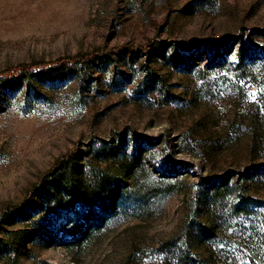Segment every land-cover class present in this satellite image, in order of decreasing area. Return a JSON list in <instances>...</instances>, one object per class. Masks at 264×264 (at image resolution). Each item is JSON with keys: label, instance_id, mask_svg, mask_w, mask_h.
<instances>
[{"label": "rangeland", "instance_id": "rangeland-1", "mask_svg": "<svg viewBox=\"0 0 264 264\" xmlns=\"http://www.w3.org/2000/svg\"><path fill=\"white\" fill-rule=\"evenodd\" d=\"M0 264H264V0H0Z\"/></svg>", "mask_w": 264, "mask_h": 264}, {"label": "trees", "instance_id": "trees-1", "mask_svg": "<svg viewBox=\"0 0 264 264\" xmlns=\"http://www.w3.org/2000/svg\"><path fill=\"white\" fill-rule=\"evenodd\" d=\"M227 44V43H225ZM230 45V44H229ZM226 46V45H225ZM225 46H221L219 48H224ZM232 48V47H229ZM229 48L227 50H229ZM102 54V52L100 51H95L93 53H86L83 55H76L74 57H64V58H60L56 61L57 64L53 65V66H60V65H72L73 62L75 61H80V62H87V61H91L92 59H94L95 57H98ZM73 60V61H72ZM36 66H41L40 70H42L43 72L49 70L52 65H47L45 63H34L31 65H19L17 67H15L14 71L15 74L17 75H29L33 72L34 68ZM13 74V73H12ZM239 179H235V182L238 183ZM226 179L222 178L219 184H222V186L226 185ZM104 213H106L107 211L104 210ZM93 213L89 212V210H87V213L83 215V221L81 220H76L74 221V223H72L71 225V231H77L81 234L86 235L87 233H91L93 231V228L99 225V219L97 217H92ZM84 222V223H82ZM83 228V230H81Z\"/></svg>", "mask_w": 264, "mask_h": 264}]
</instances>
